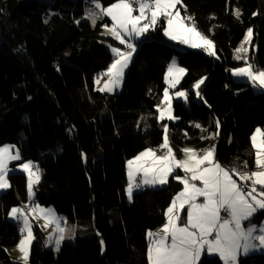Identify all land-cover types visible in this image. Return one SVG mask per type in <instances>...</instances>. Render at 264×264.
<instances>
[{
    "label": "trees",
    "instance_id": "trees-1",
    "mask_svg": "<svg viewBox=\"0 0 264 264\" xmlns=\"http://www.w3.org/2000/svg\"><path fill=\"white\" fill-rule=\"evenodd\" d=\"M86 2L0 0V145L17 144L22 161L39 167L41 181L34 187L39 205L95 231L63 242L55 253L34 228L29 264H148L147 232L163 225V210L182 185L170 178L167 186L146 188L129 202L126 162L163 142L160 124L167 122L157 121L155 107L167 64L176 58L187 69L179 88L188 91L190 106L174 101L179 119L168 122L177 156L186 145L200 150L215 145L222 165L251 166L250 136L257 127L264 130V93L234 82L230 70L241 65L234 51L248 28L253 29L249 56L264 69V0H182L197 27L214 40L219 59L181 51L162 30L150 31L137 43L121 92L108 104L109 115H101L107 98L94 89V77L112 62L101 26L110 21L93 26L84 18ZM112 2L102 0L104 6ZM201 77L206 79L198 104L191 89ZM148 114L144 126L141 115ZM217 120L219 135L209 138ZM26 182L25 175L10 176L11 187L0 195V264H21L6 251L20 237L8 212L27 203ZM115 209L120 216L111 226L109 213ZM263 219L260 211L252 223ZM203 264L222 262L204 255ZM239 264H264V255L242 257Z\"/></svg>",
    "mask_w": 264,
    "mask_h": 264
},
{
    "label": "snow or ice",
    "instance_id": "snow-or-ice-1",
    "mask_svg": "<svg viewBox=\"0 0 264 264\" xmlns=\"http://www.w3.org/2000/svg\"><path fill=\"white\" fill-rule=\"evenodd\" d=\"M89 3L92 6L86 9L84 18L90 20L93 26L97 21L109 18L110 25H101L105 29L103 34L123 46L122 49L109 45L112 62L94 77V84L98 86L96 90L101 93H112L121 87L125 70L137 50V42L150 31L160 29L168 40L191 49H201L219 59L213 40L198 29L195 18L187 14L186 9L185 14L181 15L177 5H181L182 0H114L107 6L103 5L102 0H89ZM233 14L240 18L239 9ZM252 37L253 29L248 28L234 51V59L242 61L243 66L230 71L233 77L243 78L253 89L264 91V69L257 68L249 56ZM186 72L187 69L181 67L176 58L167 65L163 98L156 106L158 122L179 119L173 114V97L187 102L189 93L187 90L174 93L171 90L177 88ZM104 77L107 79L103 80L101 87L99 85ZM205 79L201 77L193 84L199 99H203L200 89ZM194 126L205 131L199 123ZM216 127L217 132L209 138L219 135V120ZM163 133V142L158 149L145 148L126 162V193L130 201L135 189L167 185L170 178L183 186L163 210L165 222L161 228L156 232H147L148 264H203L205 254L218 257L222 264H239L241 255L264 250V222L259 225L252 223L255 215L264 211V130L257 127L250 136L254 149V171L247 170V161L244 162V170L226 168L216 158L215 145L202 154H198L194 148L184 147L180 149L184 158L179 159L171 146L168 124L163 125ZM13 148L14 145L0 146V191L11 187L9 174L17 170L9 167L10 162L21 161L18 169L27 176V195L31 201L35 195L34 186L40 183V169L31 160L22 161L20 151L16 150L13 154ZM158 151L162 154H158ZM178 170L183 172L182 176L177 174ZM234 176L238 179H234ZM30 214L44 221L43 228L54 225L46 237V247L54 243L55 250L59 251L62 242L73 239L75 235V227L68 228L66 219L61 220L51 208L35 203L28 208V212L20 207L11 208L8 216L18 222L21 238L16 248L21 254L19 259L22 264H29L31 248L36 239ZM101 246L103 250V240Z\"/></svg>",
    "mask_w": 264,
    "mask_h": 264
},
{
    "label": "rangeland",
    "instance_id": "rangeland-1",
    "mask_svg": "<svg viewBox=\"0 0 264 264\" xmlns=\"http://www.w3.org/2000/svg\"><path fill=\"white\" fill-rule=\"evenodd\" d=\"M91 6H92L91 4H88V2H86V5H85V12H86V9H90ZM177 7L181 9V15H184V14H185V9H186V7H185V5L183 4V2H182L181 5H177ZM135 14H138V13H135ZM187 14H188V13H187ZM106 19H108V20L110 21L109 18L106 17ZM110 24H111V21H110ZM110 24H109V25H110ZM198 29H199L201 32L204 33V31H203L202 29H200L199 27H198ZM104 32H105V29L102 28V35L109 39V41H106V43H105V44H106V45H105V46H106V49L108 50V52L110 53V55L112 56V59H113V55H112V53H111V51H110L109 45H112V46H118V47H121L122 49H123V46H122V45H119L118 42L115 41V40H113L110 36L104 35V34H103ZM204 34H205V33H204ZM205 35H206V34H205ZM207 36H208V35H207ZM145 37H146V35H145L144 37H142L137 43L141 42ZM164 37H165V36H164ZM208 37H209V36H208ZM209 38L212 39L211 37H209ZM165 39H166L170 44H174V45H176V46L178 47V49H180L181 51H187V50H190V51H198V52L205 53V52H203L201 49H191V48H188L186 45H181V44L177 43L176 41H170V40H168L167 37H165ZM213 42H214V40H213ZM214 45H215V42H214ZM215 51H216V47H215ZM134 54H135V53H134ZM134 54H133V56H134ZM205 54H207V53H205ZM208 56H209V55H208ZM212 57H215V56H212ZM172 59H173V58H172ZM172 59H171V60H172ZM215 59H217V58H215ZM132 60H133V59H132ZM171 60H170V61H171ZM176 60H177V59H176ZM170 61H169V62H170ZM234 61H235V62H239V63H241V65H239L238 67H242V66H243V62H242V61H237V60H235V59H234ZM131 62H132V61H131ZM169 62H168V64H169ZM130 64H131V63H130ZM130 64H129V66H130ZM168 64H167V65H168ZM181 67H182V66H181ZM128 68H129V67H128ZM128 68L125 70V73L127 72ZM236 68H237V67H236ZM185 75H186V74H185ZM230 75H231V71H230ZM184 77H185V76H184ZM184 77H183V78H184ZM231 78H232V80H233L234 82H236V83H245V84H248V85L251 87V89L254 91V93H264V91L257 90V89H253L252 86L250 85V83L246 82V80H244L243 78H236V77H233L232 75H231ZM104 79H107V77H104V78L101 80V84H100L99 86H101V87L103 86V80H104ZM182 80H183V79H182ZM182 80H181V82H182ZM180 84H181V83H180ZM180 84L177 86L176 89H173V90H171V91L174 93V92L177 91V90H183L182 88H179ZM94 85H95V86H94V89L96 90V88H97L98 86H97L96 84H94ZM122 85H123V83H122ZM122 85H121V87H120L119 89H116V90H115L114 92H112V93H102V94H105V95H106V98H107V99H106L105 106H104L103 110L101 111V115H109V114H110V112H109V108H108V104L110 103V99H111V97H113V96H115L116 94H119V93L121 92ZM165 86H166V85H165ZM191 91L194 93L193 100H194L196 103L200 104V103H201V100L195 95V90L193 89V86H192ZM100 93H101V92H100ZM162 98H163V93H162V95L160 96L157 105H159L160 100H161ZM174 101L182 102L183 105H184L186 108H189V106H190L189 98H188V101L185 102L183 99L173 97L172 105H173V102H174ZM157 105H156V106H157ZM161 107H163V105H161ZM155 110H156V107H155ZM173 114H174V112H173ZM158 115H159V113H158L157 110H156V117H157ZM142 117L145 118V119H141V123H142L144 126H146V123H147L148 119L150 118V115H149V114H148V115H141V118H142ZM163 121H166L167 124H168V122H175V120H173V121H168L167 119H165V120H163ZM163 121H159V122L161 123V122H163ZM160 126H161V129L163 130V124H160ZM168 135H169V139H170V142H171V146L173 147V143H172V141H171V131H170V130H169ZM20 142H21V145H23V146L27 145L26 138H25L24 136L20 137ZM3 145H14L15 148H13V154L15 153L16 150H19L18 145H17V144H14V143H13V144H11V143H5V144H2V145H0V146H3ZM173 149H174V147H173ZM194 149H195V148H194ZM250 150H251V152H252V151L254 152V149L252 148V146H251V149H250ZM181 155H182L181 159H183V158H184V157H183V153H182ZM181 155H180V156H181ZM180 156H179V157H180ZM177 158H178V156H177ZM179 159H180V158H179ZM19 163H21V161H12V162H10L9 167L12 168V169H17V170L10 172L9 177H10V176H13V175H20V174H22V175H25V177H26V179H27L26 174L23 173L22 171H20V170L18 169V165H19ZM34 164H35V163H34ZM35 165H36V164H35ZM181 173H182V172H181ZM40 174H41V173H40ZM182 174H183V173H182ZM174 180H175V179H174ZM40 181H41V179H40ZM175 181H176V180H175ZM167 185H168V184H167ZM167 185L156 186V187H158V188H155V189H161V188H163V187H165V186H167ZM34 187H35V186H34ZM26 188H27V182H26ZM8 189H9V188L0 191V195L6 193V192L8 191ZM137 192H140V189H135V190H134V194L137 193ZM28 201H30V200H29L28 195H27V203H25V204H23V205H20V206H18V207L22 208L25 212H28V208L32 206V205H30V203H29ZM31 201H33L35 204H38V203L36 202V200H35V195H34V197H33V199H32ZM129 202H131V201L129 200ZM26 205H27V207H26ZM40 206H41V205H40ZM41 207H44V208H51V209H53L52 207H46V206H41ZM53 210H54V209H53ZM54 211H55V210H54ZM55 213L57 214L58 217L61 218V220H65V219H66V217H64V216H62V215H59L56 211H55ZM109 216L111 217V218H110V225L113 226V223H114L116 220L119 219V216H120L119 209H115L114 211H111V212L109 213ZM9 218H10V217H9ZM10 219H11V218H10ZM29 219H30V222L33 224V232H34V235H35V230H34V228H37L38 230H40V231H42V232L44 233V235H45V240H46V237L49 235V233L52 232V229H53L54 225H50V226L47 227V228H43L44 221H43L42 219H39V218H33L31 214H30V216H29ZM10 221H13L14 223H16V224L18 225V222H17V221H15V220H13V219H11ZM66 221H67V227L70 228V229L73 228V226H74V227L78 228L79 230H83L85 233H90V231H92L93 233H95V231H94L93 229H89V228H87V227H83V226H79V225H74V224L70 223L67 219H66ZM78 229H75V232H76ZM77 233H78V234H76V235H79V236H85V235H88V234H84V233H82V232H77ZM20 238H21V237H19V239H20ZM71 240H72V239H66V240H64L63 242H70ZM18 241H19V240H18ZM63 242H62V243H63ZM16 245H17V244H16ZM16 245L7 248L6 251H7L8 255L10 256V258H11L13 261H16V262H19V263L22 264V262H21L20 259H19V257H20L21 254H20L19 251L17 250ZM44 246H45V241H44ZM45 248H46V249H50V250H52V251L55 252V253L57 252V251L55 250V245H54V243H53V244H49L47 247L45 246ZM251 253H253V254H251ZM251 255H257V253H255V252H250V254H248V255H242L241 257H243V256H245V257H249V256H251Z\"/></svg>",
    "mask_w": 264,
    "mask_h": 264
},
{
    "label": "crops",
    "instance_id": "crops-1",
    "mask_svg": "<svg viewBox=\"0 0 264 264\" xmlns=\"http://www.w3.org/2000/svg\"><path fill=\"white\" fill-rule=\"evenodd\" d=\"M184 147H191V148H195L194 146H190V145H186V146H184ZM183 147V148H184ZM205 147V146H204ZM211 147V146H210ZM210 147H208V148H210ZM207 148V149H208ZM196 149V148H195ZM197 150V152H198V154H202L203 153V151H201L200 149H196ZM206 150V149H205ZM182 154V153H181ZM250 156L252 157V164H251V166H249V167H251V170H256V168H255V164H254V152L252 151L251 152V150H250ZM181 157H182V155L179 157L178 156V158H180L181 159ZM250 157V158H251ZM223 166H225V165H223ZM226 168H232L231 166H225ZM182 171H179L178 170V172H177V174H179V175H183L182 173H181ZM234 179H238V177H233ZM126 179H127V186H128V176H127V164H126ZM183 187V186H182ZM145 189L146 188H149V189H155V188H158V187H144ZM182 189V188H181ZM180 189V190H181ZM126 198H127V200L129 201V199H128V196H127V193H126ZM34 203L33 201H29V203ZM184 215L186 216V211H185V213H184ZM8 218H9V216H8ZM10 219V218H9ZM11 220V219H10ZM261 222H264V219L261 221ZM259 224H261V223H259ZM259 224H256V225H259ZM74 225H76V224H74ZM161 228V226L160 227H158V228H156L155 230H153V232H156V231H158L159 229ZM75 229H78V228H76L75 227ZM77 232H82V233H84V234H86L83 230H77L76 232H75V235H74V238H75V236H76V234H78ZM90 232H92V231H90ZM74 238L70 241V242H72L73 240H74ZM146 238H147V235H146ZM147 243H148V241H147ZM252 252H255V253H257V254H261V255H264V250H255V251H252ZM250 254V253H249ZM251 254H253V253H251ZM205 255H207V254H205ZM242 256V255H241ZM239 257V259L240 258H242V257ZM243 257H245V256H243ZM218 258V257H217Z\"/></svg>",
    "mask_w": 264,
    "mask_h": 264
},
{
    "label": "bare ground",
    "instance_id": "bare-ground-1",
    "mask_svg": "<svg viewBox=\"0 0 264 264\" xmlns=\"http://www.w3.org/2000/svg\"><path fill=\"white\" fill-rule=\"evenodd\" d=\"M208 147H209V145H206L205 147H203V148L201 149V151H204V150L207 149ZM158 154H162V152L158 151ZM244 162H245V161H243L242 163H240V162H235V163H233V164L231 165V167H232V168L235 167V168H238V169L244 170V169H243ZM247 170H251V167L248 166V169H247ZM144 190H145V188H144ZM30 204H31V203H30Z\"/></svg>",
    "mask_w": 264,
    "mask_h": 264
},
{
    "label": "built area",
    "instance_id": "built-area-1",
    "mask_svg": "<svg viewBox=\"0 0 264 264\" xmlns=\"http://www.w3.org/2000/svg\"><path fill=\"white\" fill-rule=\"evenodd\" d=\"M140 191H141V192H143V191H144V187H143V188H141V189H140ZM32 204H33V203L31 202V204H30V205H32Z\"/></svg>",
    "mask_w": 264,
    "mask_h": 264
}]
</instances>
